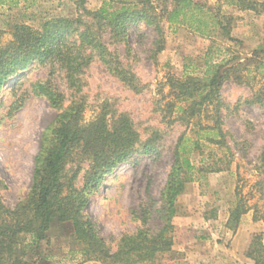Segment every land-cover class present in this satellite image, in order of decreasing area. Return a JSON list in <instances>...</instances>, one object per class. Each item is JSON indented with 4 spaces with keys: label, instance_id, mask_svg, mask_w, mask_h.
<instances>
[{
    "label": "rangeland",
    "instance_id": "rangeland-1",
    "mask_svg": "<svg viewBox=\"0 0 264 264\" xmlns=\"http://www.w3.org/2000/svg\"><path fill=\"white\" fill-rule=\"evenodd\" d=\"M33 1L27 5L20 0L13 8L0 4V44L10 41L14 24L38 28L51 18L84 19L82 8L93 12L103 3V0ZM196 1L232 17L233 41L221 38L219 31L201 38L184 26L169 25L163 20L160 23L163 49L153 56L156 34L139 24L130 29L128 53L123 44L107 46L109 51L117 52L122 66L134 75L137 91L111 76L98 60H93L82 74V90L76 99L84 104V121L104 113L107 121L113 123L123 114L132 121L142 144L148 139L154 143V151L144 154L138 149L103 179L98 191L88 197L84 214L97 226L111 253L115 252L120 237L141 227L146 212H151L146 227L156 230L160 223L153 212L158 207L178 139L184 136L189 141L185 143L187 153L182 156L193 169L189 173L191 181L175 201L176 213L171 221L173 246L165 263L253 264L245 252L253 236H264L261 167L264 104L252 101L259 96L264 102V0H257L261 4L259 13L237 11L223 0ZM106 37L103 41L109 44ZM205 60L212 64L226 60L241 65L237 73L241 83L237 84L233 77L220 90L223 146L209 144L206 137L209 132L199 131V124L212 125L211 106L201 108L188 125L163 119L162 110L172 100L167 78L201 77ZM48 72L47 67L31 66L9 81L0 93V197L8 209H13L27 195L42 134L57 114L43 97L32 93L33 84L48 80ZM49 79L65 97L64 107L68 106L75 97L62 75L57 72ZM14 82L17 85L10 91ZM247 100L252 104H247ZM194 141L197 146L192 147ZM81 167L79 187L86 165ZM237 203L246 212L232 231L225 224ZM71 228L70 223L51 225L41 243L37 264H103L82 257L81 246L73 240Z\"/></svg>",
    "mask_w": 264,
    "mask_h": 264
},
{
    "label": "trees",
    "instance_id": "trees-1",
    "mask_svg": "<svg viewBox=\"0 0 264 264\" xmlns=\"http://www.w3.org/2000/svg\"><path fill=\"white\" fill-rule=\"evenodd\" d=\"M27 5L33 0H22ZM116 0L108 4L103 0L97 11L82 8L86 18H51L38 28L26 24H14L10 29L11 39L0 44V93L5 85L28 71L31 66L49 69L48 80L33 84L32 93L43 97L57 114L42 134L40 148L35 159L31 185L25 198L13 209H8L0 197V264H37L41 243L53 223L71 224L72 238L81 246L80 253L86 261L103 264H168L172 252L173 225L176 198L183 193L193 167L182 154L185 143L180 136L173 154L167 180L160 193L156 213L160 223L156 230L146 227L151 212H146L144 222L134 233L119 238L115 252L111 253L97 226L84 214L88 197L97 192L103 179L121 164L128 161L138 149L144 154L154 151V143L143 144L132 121L119 115L113 123L104 113L86 122L83 119L84 104L76 96L81 93V76L93 60H98L107 72L123 85L137 91L134 75L126 70L116 51L107 46L123 44L128 53L127 38L132 26L143 24L156 34L152 55L161 52L164 45L160 23L188 28L201 38L219 31L220 37H231L232 17L221 15L204 3L196 0ZM20 0H0V4L16 7ZM114 2V1H113ZM227 6L241 12L259 13L257 0H223ZM81 1V7L84 5ZM107 36L109 44L103 37ZM240 64L223 60L212 64L204 61L201 77L169 76L167 86L172 100L166 102L162 111L168 123L182 121L188 125L201 108H213L212 125H198L199 131L207 130L209 144L223 146L225 134L221 130L220 112L223 104L220 90L225 81L237 75ZM59 72L66 87L73 92L74 100L64 107L65 97L49 79ZM17 82L13 83V91ZM253 103L264 104L258 96ZM247 100V104H252ZM172 115L176 118L172 119ZM208 117V116H207ZM197 142L192 143V147ZM261 167L264 172V150L261 152ZM72 166L71 164H75ZM85 164L81 186L77 181L81 165ZM215 171H219L218 169ZM1 189V181H0ZM246 210L237 203L230 212L225 227L235 231ZM264 236L255 235L245 252L253 264H264ZM35 258V259H34ZM44 258H42V261Z\"/></svg>",
    "mask_w": 264,
    "mask_h": 264
},
{
    "label": "crops",
    "instance_id": "crops-1",
    "mask_svg": "<svg viewBox=\"0 0 264 264\" xmlns=\"http://www.w3.org/2000/svg\"><path fill=\"white\" fill-rule=\"evenodd\" d=\"M237 233H239V229H238Z\"/></svg>",
    "mask_w": 264,
    "mask_h": 264
}]
</instances>
